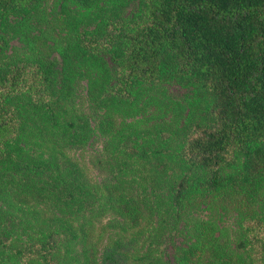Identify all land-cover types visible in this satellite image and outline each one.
<instances>
[{
  "label": "trees",
  "instance_id": "trees-1",
  "mask_svg": "<svg viewBox=\"0 0 264 264\" xmlns=\"http://www.w3.org/2000/svg\"><path fill=\"white\" fill-rule=\"evenodd\" d=\"M108 211L138 264H264V0H0V264H122Z\"/></svg>",
  "mask_w": 264,
  "mask_h": 264
},
{
  "label": "rangeland",
  "instance_id": "rangeland-1",
  "mask_svg": "<svg viewBox=\"0 0 264 264\" xmlns=\"http://www.w3.org/2000/svg\"><path fill=\"white\" fill-rule=\"evenodd\" d=\"M30 126H33L32 123H30ZM32 130H29V132L31 133ZM41 129H39L38 127L34 128V134H39ZM100 144V138H98L97 136H95L93 138V142L90 144V149L89 151H84V152H74V158L76 157V162L78 165H81V167L79 168L80 171L84 174V176L86 178H88L92 183L96 182V171L94 170V167L92 165H90V163L88 162V155L92 154L94 151H96L99 148ZM49 148V147H48ZM32 151V149H31ZM72 153V152H71ZM50 157V152L49 150H44L42 151L40 154L37 153V155L33 158H37L35 161H42V162H46L49 163L51 165H54L55 160L53 159H49ZM80 163V164H79ZM59 164L58 162H56V165ZM41 213H44L43 209L40 210ZM65 219H67L68 221H72L74 224H77L76 222L80 223L81 222V217L74 220L73 216L68 214L66 216H64ZM232 220H235L233 218H229L226 223L229 225H231ZM119 222V218L115 215L112 214L111 212H104L102 213L101 217H99L96 220H92L90 227L87 228L85 227L84 229H86L84 232L90 237H92L95 241H96V253H95V261L99 263V259L102 257V255H104L107 252H111L112 248L115 244L116 241L120 242V246H128L127 248L123 249L124 252V258L122 256L123 259H121V263L122 264H138L137 260H135V257L133 255L134 252H145L147 251L148 245L146 243V245L144 244L143 240H135L130 234H132L134 230H126V232H121L119 231V229L117 227H115V224ZM123 228H125L124 225L120 224ZM228 226V225H227ZM180 236H177L174 238L175 240V245H177L178 242L182 241V238H179ZM133 239L135 240L133 242ZM150 239H152V236L149 235V237H145V240L148 242ZM167 243H169V241H166L165 237L163 238L161 245H163V249H166L165 252L166 254H161V259L158 256V259L160 261L165 260L166 257H169V259L171 260V262H174L173 259V252H171L169 250L170 247V243L167 245ZM167 245V246H166ZM79 247V246H77ZM75 248V250L78 252L79 248Z\"/></svg>",
  "mask_w": 264,
  "mask_h": 264
}]
</instances>
